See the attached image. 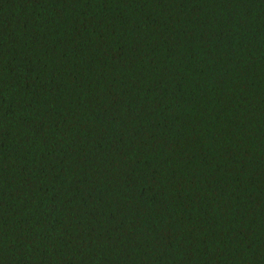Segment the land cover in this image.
Returning <instances> with one entry per match:
<instances>
[{
  "label": "trees",
  "instance_id": "trees-1",
  "mask_svg": "<svg viewBox=\"0 0 264 264\" xmlns=\"http://www.w3.org/2000/svg\"><path fill=\"white\" fill-rule=\"evenodd\" d=\"M0 264H264V0H0Z\"/></svg>",
  "mask_w": 264,
  "mask_h": 264
}]
</instances>
